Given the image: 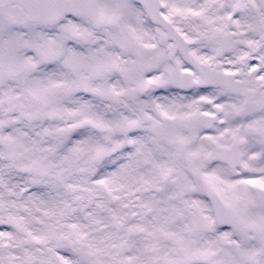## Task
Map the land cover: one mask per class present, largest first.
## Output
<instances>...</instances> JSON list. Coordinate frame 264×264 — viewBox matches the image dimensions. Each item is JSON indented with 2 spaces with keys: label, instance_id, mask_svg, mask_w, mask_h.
<instances>
[{
  "label": "snow or ice",
  "instance_id": "1",
  "mask_svg": "<svg viewBox=\"0 0 264 264\" xmlns=\"http://www.w3.org/2000/svg\"><path fill=\"white\" fill-rule=\"evenodd\" d=\"M0 264H264V0H0Z\"/></svg>",
  "mask_w": 264,
  "mask_h": 264
}]
</instances>
